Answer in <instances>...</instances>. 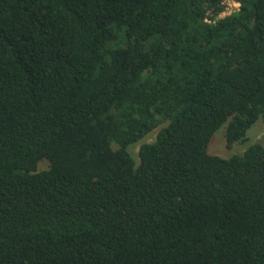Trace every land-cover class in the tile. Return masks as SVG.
Wrapping results in <instances>:
<instances>
[{
    "label": "trees",
    "instance_id": "obj_1",
    "mask_svg": "<svg viewBox=\"0 0 264 264\" xmlns=\"http://www.w3.org/2000/svg\"><path fill=\"white\" fill-rule=\"evenodd\" d=\"M235 1L0 0V264H264V142L206 151L264 113Z\"/></svg>",
    "mask_w": 264,
    "mask_h": 264
},
{
    "label": "rangeland",
    "instance_id": "obj_2",
    "mask_svg": "<svg viewBox=\"0 0 264 264\" xmlns=\"http://www.w3.org/2000/svg\"><path fill=\"white\" fill-rule=\"evenodd\" d=\"M225 127L226 123L222 124L210 137L206 151L209 154H216L222 157H228L232 154H239L243 149L253 142H264V113L259 116L256 122L247 130V140L243 142H234L227 147L225 144ZM157 127L147 133L141 140L129 146V151L133 158L137 160V150L141 142H149L153 140ZM44 162H40L39 166L43 167Z\"/></svg>",
    "mask_w": 264,
    "mask_h": 264
},
{
    "label": "built area",
    "instance_id": "obj_3",
    "mask_svg": "<svg viewBox=\"0 0 264 264\" xmlns=\"http://www.w3.org/2000/svg\"><path fill=\"white\" fill-rule=\"evenodd\" d=\"M220 4L222 6V9L216 17H211V13H207V15L204 17V21L207 23H214L216 18H222L224 16L230 15L234 12H236L239 8V3L235 0H220Z\"/></svg>",
    "mask_w": 264,
    "mask_h": 264
},
{
    "label": "bare ground",
    "instance_id": "obj_4",
    "mask_svg": "<svg viewBox=\"0 0 264 264\" xmlns=\"http://www.w3.org/2000/svg\"><path fill=\"white\" fill-rule=\"evenodd\" d=\"M152 140V139H151Z\"/></svg>",
    "mask_w": 264,
    "mask_h": 264
}]
</instances>
